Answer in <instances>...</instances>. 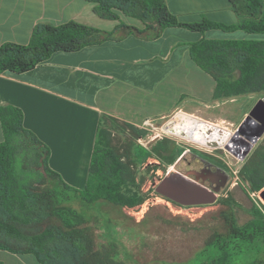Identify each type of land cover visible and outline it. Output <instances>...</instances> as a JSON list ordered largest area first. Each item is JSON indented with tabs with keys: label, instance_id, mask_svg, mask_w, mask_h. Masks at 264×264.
Listing matches in <instances>:
<instances>
[{
	"label": "trees",
	"instance_id": "trees-1",
	"mask_svg": "<svg viewBox=\"0 0 264 264\" xmlns=\"http://www.w3.org/2000/svg\"><path fill=\"white\" fill-rule=\"evenodd\" d=\"M95 13L118 21L104 30L75 20L54 25L38 23L29 43L0 46V73H22L35 68L58 51L72 52L88 45L118 40L124 33L158 38L168 27L205 33L243 30L264 33V0H229L237 21L232 24L203 17L184 22L165 0H86ZM123 16L140 20L143 28L127 24ZM198 66L216 80L215 97L264 92V40L202 38L190 47ZM23 111L0 107L4 140L0 142V249L32 253L40 264H127V249L118 241L105 208L121 211L144 202L124 176L107 171L105 132L99 130L97 147L84 189L69 185L49 164L50 149L24 126ZM116 122L115 118H105ZM148 153V152H147ZM176 157L169 158L170 162ZM263 184L255 185L259 190ZM103 217L108 244L96 246L90 223ZM264 212L245 225L230 216L228 232L215 233L200 250L194 264H263ZM0 264L3 262L0 261Z\"/></svg>",
	"mask_w": 264,
	"mask_h": 264
},
{
	"label": "crops",
	"instance_id": "crops-1",
	"mask_svg": "<svg viewBox=\"0 0 264 264\" xmlns=\"http://www.w3.org/2000/svg\"><path fill=\"white\" fill-rule=\"evenodd\" d=\"M165 1L184 22L203 17L226 24L237 21L229 0ZM94 7L86 0H0V46L29 43L41 22L60 25L75 20L113 30L118 21L99 17ZM122 18L129 25L144 27L136 18ZM220 31L168 27L155 39L130 32L77 51L55 52L31 70L0 73V107L20 108L24 126L49 147L50 167L69 185L84 189L105 118L138 125L178 110L194 114L219 100L216 80L190 55L194 42L202 38L264 40L243 30ZM0 261L40 264L32 253L2 249Z\"/></svg>",
	"mask_w": 264,
	"mask_h": 264
},
{
	"label": "rangeland",
	"instance_id": "rangeland-1",
	"mask_svg": "<svg viewBox=\"0 0 264 264\" xmlns=\"http://www.w3.org/2000/svg\"><path fill=\"white\" fill-rule=\"evenodd\" d=\"M252 36L262 39L264 33ZM259 100H264V92L222 97L213 107L184 114L180 127L169 125L181 136L164 131L162 118L154 119L152 127L104 120L105 168L124 176L134 191L145 196L144 202L126 205L122 212L105 208L118 241L127 249V264H194L215 233L228 232L230 216L245 225L258 210L264 212V185L254 189L264 182V133L243 158L225 148ZM172 116H167L168 123L174 121ZM192 153L213 157L207 159L229 175L213 203L184 205L157 191L169 172L187 174L201 166L190 158ZM183 154L187 158H179ZM172 156L176 159L170 162ZM90 228L98 248L108 244L103 217L91 222Z\"/></svg>",
	"mask_w": 264,
	"mask_h": 264
},
{
	"label": "water",
	"instance_id": "water-1",
	"mask_svg": "<svg viewBox=\"0 0 264 264\" xmlns=\"http://www.w3.org/2000/svg\"><path fill=\"white\" fill-rule=\"evenodd\" d=\"M264 133V100H259L252 108L250 115L244 120L234 134L229 139L226 148L233 151L235 147V141L240 139L241 136H245L250 139L248 148L243 151L248 152L251 145L259 139ZM242 153L237 154L242 156ZM191 173L197 174L196 171ZM190 173L184 174L181 172H169L157 187V191L164 196L179 202L184 205L192 204H208L213 203L218 198V192L220 188L211 189L204 184L192 179L189 176ZM262 197L264 199V189L262 191Z\"/></svg>",
	"mask_w": 264,
	"mask_h": 264
},
{
	"label": "flooded vegetation",
	"instance_id": "flooded-vegetation-1",
	"mask_svg": "<svg viewBox=\"0 0 264 264\" xmlns=\"http://www.w3.org/2000/svg\"><path fill=\"white\" fill-rule=\"evenodd\" d=\"M250 142H251L250 139H248L244 135L241 136L240 139H237L235 141L236 143L235 147L232 146L233 151H234L233 153L235 154L242 153L248 148V145L250 144ZM246 154L247 152H245L244 154L242 153L241 157L243 158ZM179 158H187V157L185 156V154H183ZM190 158H194L198 163H201V166L199 168L193 167L188 170V172H190L189 176L191 178H193L194 180H197L198 182L204 184L205 186L211 189L220 188L221 190L224 188V186L226 185V182L229 179V175L224 168L217 165L213 161L207 159V158H213V157L205 156V155L198 154V153H192ZM191 171H196L197 174L191 173Z\"/></svg>",
	"mask_w": 264,
	"mask_h": 264
},
{
	"label": "built area",
	"instance_id": "built-area-1",
	"mask_svg": "<svg viewBox=\"0 0 264 264\" xmlns=\"http://www.w3.org/2000/svg\"><path fill=\"white\" fill-rule=\"evenodd\" d=\"M174 114H175V115H174ZM181 114L192 115V114H189V113L184 112V111H182V110H178V111H176V112L170 114V115H173L172 118L174 119V121H173L172 123H168V120L166 119L167 116L162 117V119H164V122H163V127H161V128H162L164 131L170 132V133H172V134H174V135H177V136H181V135H178V134H176L175 132H173L172 130L169 129V125H175L176 127H180L182 121L180 120L179 116H180ZM170 115H168V116H170ZM153 122H154V119H147V120H145L142 124L144 125V127H147L148 125L152 127V126L154 125ZM193 130H194V128H193ZM227 130H228V129H227ZM228 131H229V130H228ZM234 133H235V132H234ZM234 133H232V134H234ZM182 137H184V136H182ZM187 139H188V138H187ZM188 140H189V139H188ZM207 147H208V146H207ZM211 148H216V147H211Z\"/></svg>",
	"mask_w": 264,
	"mask_h": 264
}]
</instances>
